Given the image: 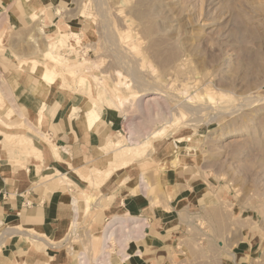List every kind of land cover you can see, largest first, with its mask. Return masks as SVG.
Returning <instances> with one entry per match:
<instances>
[{
    "label": "rangeland",
    "instance_id": "374dc122",
    "mask_svg": "<svg viewBox=\"0 0 264 264\" xmlns=\"http://www.w3.org/2000/svg\"><path fill=\"white\" fill-rule=\"evenodd\" d=\"M54 1L47 10L40 0H14L15 10L29 11L32 21L19 25L0 16V53L16 60L14 73L29 75L31 83L46 66L59 75L46 83L43 97L57 91L73 108L77 103L88 111L96 104L98 112L118 115L121 124L109 141L132 136L150 145L100 188L90 189L76 170L67 174L71 186L100 191L120 174L121 182L134 181V191L149 194L167 191L166 179L187 167L197 190L219 189L224 197L218 207H194L188 215L193 250L176 264H221L219 241L227 252L243 249V264H264V0ZM60 35H66L63 42ZM1 71L0 139L13 164L26 169L32 153L16 136L34 132L14 110L11 72ZM125 98L131 100L116 107ZM162 129L165 136L150 139ZM36 156L43 159L42 152ZM86 166L84 173L94 165ZM121 218H130L128 232L129 223L140 224ZM83 224L75 221L68 237L83 243L84 264H94L100 253L93 248L96 241L102 245L109 223L91 236L80 230ZM117 235L108 259L126 246L124 234Z\"/></svg>",
    "mask_w": 264,
    "mask_h": 264
},
{
    "label": "crops",
    "instance_id": "0c3cea01",
    "mask_svg": "<svg viewBox=\"0 0 264 264\" xmlns=\"http://www.w3.org/2000/svg\"><path fill=\"white\" fill-rule=\"evenodd\" d=\"M40 1L47 10L53 3L52 0ZM57 1L61 2H54ZM15 5L14 0H0V16H8L19 25L32 21L29 11L19 13ZM16 64V60L0 53V69L11 72L16 82L12 95L14 110L33 130L31 139L40 148L43 159L29 156L26 169L17 167L13 164L14 155L7 152L0 139V264H79L84 245L68 237L70 226L78 220L84 223L80 230H87L91 236L111 219L124 215L139 220L142 226L138 232L128 228L133 238L129 241L131 246L123 248L120 255H110V260L107 254V264H176L185 251L192 252V241L186 235L190 223L187 217L194 207L198 210L218 207L224 197L221 190H197L193 182L195 175L189 174L187 167L177 170L172 180L166 179L167 191H149V194L134 191V181L121 182L120 174L100 191L88 188L81 191L66 183L62 185L60 173L70 175L73 168L83 171L86 165L102 164L101 148L118 132L121 121L113 111L100 108V121L90 127L87 110L80 104L75 103L76 109L73 108L57 91L37 97L29 75L14 73ZM45 137L48 142L43 140ZM52 145L57 146L60 159L55 156ZM85 194L92 198L97 196L90 210L86 208ZM124 239L121 244L127 246L128 241ZM103 241L101 246L100 241H96L98 248H93L94 253L101 254L103 248L107 252ZM219 244L221 264L244 263L247 256L243 249L227 252L223 242Z\"/></svg>",
    "mask_w": 264,
    "mask_h": 264
},
{
    "label": "bare ground",
    "instance_id": "6f19581e",
    "mask_svg": "<svg viewBox=\"0 0 264 264\" xmlns=\"http://www.w3.org/2000/svg\"><path fill=\"white\" fill-rule=\"evenodd\" d=\"M66 35H60L59 38H62L60 39L59 41L60 42H63V38L65 37ZM1 39V38H0ZM66 39V38H65ZM53 43H50L49 44V47L52 46ZM47 58L49 57L50 60L53 59V61L55 60L56 62V59H58L57 57H55L51 52L47 51L46 52V55H45ZM26 64V63H25ZM59 64V63H58ZM83 64H86L85 62ZM83 64L81 66H83ZM80 66V65H78ZM21 67V66H20ZM85 67V66H84ZM34 69V68H33ZM76 72V71H75ZM34 73V71H33ZM71 73V72H70ZM57 76H59L56 72H54V70L48 68L47 66L45 67V71L42 73L41 75V78L40 79H34L33 80V84H34V91H35V94L39 97L41 95L44 94V91H45V87L46 86V83H54L56 81V78ZM130 85V84H127V83H124V86L126 85ZM49 86V85H48ZM64 86V85H63ZM127 88H130V86H126ZM125 87V88H126ZM128 90V89H127ZM116 91V90H115ZM112 93L115 94V92L113 91ZM116 93H118L116 91ZM110 94V93H109ZM157 94V93H156ZM118 95V94H117ZM116 95V96H117ZM109 96H112V95H109ZM134 96V95H133ZM132 98V97H131ZM136 98V97H135ZM115 99V98H114ZM113 100V99H111ZM127 100H131L130 98H125V100H119L118 103L116 104L115 102V105L116 107L118 108H122L126 101ZM41 102V101H40ZM147 104V103H146ZM45 105V104H44ZM43 105V106H44ZM45 110V109H44ZM43 110V111H44ZM9 119V118H8ZM100 119V113L97 111V106L96 104H93L87 111L86 113V120H87V123L90 127L94 126L96 124V122ZM3 123V122H2ZM134 133V132H133ZM165 133V129H162V130H158V131H155L153 132L150 136V139H154L155 138H159L161 135H163ZM16 136V135H15ZM165 136V134L163 135ZM162 136V137H163ZM10 137V136H9ZM19 139V142L22 143V145H27L29 146L30 148V151H31V155H34L35 157H38L36 156V154L40 155L41 152L35 147L33 146V143H32V139L28 136V135H25V134H19L18 136ZM146 138V137H145ZM146 140V139H145ZM183 140V139H182ZM149 141V140H148ZM20 143V144H21ZM153 143V142H152ZM53 146V145H52ZM148 146L149 143L148 142H144V143H141V142H138L135 140V138H133L132 136L131 137H127L126 139H123V138H119L117 140H111L109 141V143L104 146L103 148H101V152L103 153V156L102 158L105 159V162H103V165H99V164H96L90 168H87L86 169V173H84L83 171H77V174L78 176L86 181L87 183H89V187L90 189H96V188H100L102 185H104V183L112 176V174L117 170V169H122L123 167L127 168L129 166V164L135 160L136 158H139L140 156H142L146 149L149 148ZM54 149H55V152H56V155L57 158L60 159L59 157V154L57 153V146H53ZM63 150V149H62ZM34 153V154H33ZM40 153V154H39ZM147 154V153H146ZM145 154V155H146ZM29 156H31L30 154H28ZM33 156V157H34ZM40 159H42V157H40ZM71 169V168H70ZM74 170V168H73ZM75 171V170H74ZM58 172V171H57ZM59 174V173H58ZM57 175V174H56ZM61 181L66 183L67 185H71L72 181L67 177L66 174H61ZM59 176V175H58ZM56 177V176H55ZM48 177H46L47 179ZM93 179H96L97 182L93 181ZM126 182V181H125ZM60 183V182H59ZM142 183L144 185H142L143 187L148 188V185H146L145 181H142ZM62 184V183H61ZM63 185V184H62ZM77 187V186H76ZM132 188V187H131ZM143 190V189H142ZM83 191V190H82ZM85 193H88V192H85ZM134 193V192H133ZM144 193V192H143ZM146 195V194H145ZM93 198H94V195H93ZM93 198L92 196H88L87 194H85V199H86V203H87V210H90L91 208V204H92V201H93ZM131 221L130 219H127V218H121V217H115L113 218V221H112V224L110 226L109 229H107L105 231V234H104V238H105V242H104V245H106V241H111V239H116V237L118 236L117 235V232L118 234H126L124 237L128 238L127 240H124L127 242V241H130V239H133L132 238V235L130 234H127L125 232H127L126 230V227H127V223ZM140 226H142L141 224H138V225H134L133 226V229L135 230H138L140 228ZM116 227V228H115ZM132 228V227H131ZM123 230H124V233H123ZM142 230V229H141ZM139 231V230H138ZM131 238H130V237ZM122 237V236H121ZM125 242V243H126ZM128 243V242H127ZM105 251V252H104ZM104 252V253H103ZM103 254L102 256L100 255V258L103 259L104 256L107 255L106 253V250L103 248ZM82 259V263L81 264H84V260H85V256L84 255H81ZM87 258V256H86ZM99 261V260H97ZM100 263V262H99Z\"/></svg>",
    "mask_w": 264,
    "mask_h": 264
},
{
    "label": "built area",
    "instance_id": "2783aa9c",
    "mask_svg": "<svg viewBox=\"0 0 264 264\" xmlns=\"http://www.w3.org/2000/svg\"><path fill=\"white\" fill-rule=\"evenodd\" d=\"M112 221H113V220H112ZM112 221H110L109 224L107 225V229L110 228V226H111L110 224H112ZM141 223H142V222H141ZM109 225H110V226H109ZM129 225L132 226V228H133V226H134L133 223H129ZM115 228H116V227H115ZM107 229H106V230H107ZM135 232H136V231H135ZM110 244H111V241H109V240L106 241V245H105V246H106V249H107V250L110 249ZM124 247L126 248V246H124ZM121 252L123 253V249H122V250L120 249V254H122ZM84 253H85V252H83L82 254H84ZM82 254H81V255H82ZM120 254H117V255H120ZM81 257H82V256H80V258H79V260H80L79 264L82 263V261H81L82 258H81ZM87 264H90V262H88ZM94 264H97V261H96Z\"/></svg>",
    "mask_w": 264,
    "mask_h": 264
}]
</instances>
